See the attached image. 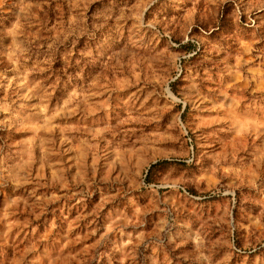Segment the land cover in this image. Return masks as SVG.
<instances>
[{"label":"rangeland","instance_id":"rangeland-1","mask_svg":"<svg viewBox=\"0 0 264 264\" xmlns=\"http://www.w3.org/2000/svg\"><path fill=\"white\" fill-rule=\"evenodd\" d=\"M0 264H264V0H0Z\"/></svg>","mask_w":264,"mask_h":264}]
</instances>
